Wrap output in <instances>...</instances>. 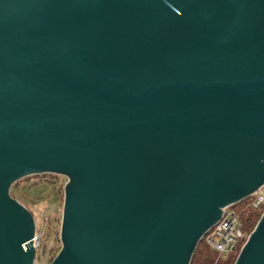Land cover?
Here are the masks:
<instances>
[{"label":"water","instance_id":"1","mask_svg":"<svg viewBox=\"0 0 264 264\" xmlns=\"http://www.w3.org/2000/svg\"><path fill=\"white\" fill-rule=\"evenodd\" d=\"M42 175L51 264H191L264 190V0H0V264H35L10 191ZM235 264H264V211Z\"/></svg>","mask_w":264,"mask_h":264},{"label":"rangeland","instance_id":"2","mask_svg":"<svg viewBox=\"0 0 264 264\" xmlns=\"http://www.w3.org/2000/svg\"><path fill=\"white\" fill-rule=\"evenodd\" d=\"M51 176H31L33 179L27 183L22 179L13 190L14 198L31 212L36 222L35 264H51L62 248L60 234L67 178L54 175L57 179L52 183L47 181Z\"/></svg>","mask_w":264,"mask_h":264},{"label":"built area","instance_id":"3","mask_svg":"<svg viewBox=\"0 0 264 264\" xmlns=\"http://www.w3.org/2000/svg\"><path fill=\"white\" fill-rule=\"evenodd\" d=\"M248 199H251L249 205L256 209L263 207L264 211V190L257 191ZM234 206L223 209L221 219L203 238L204 242L217 254L218 259L228 256L239 247L242 248L250 236ZM36 241L35 235L33 243L37 249Z\"/></svg>","mask_w":264,"mask_h":264},{"label":"trees","instance_id":"4","mask_svg":"<svg viewBox=\"0 0 264 264\" xmlns=\"http://www.w3.org/2000/svg\"><path fill=\"white\" fill-rule=\"evenodd\" d=\"M29 179L33 178L28 177L24 180H26L27 183L30 181ZM56 179L57 176L52 175L47 179V181L53 183ZM19 184V182L15 183L11 188L10 195L13 199H15L13 190H15ZM250 202L251 199H248L234 206V208L240 214L241 221L249 235L254 231L263 214V207L258 209L253 208L251 205H249ZM240 250L241 248L239 247L228 256L218 259L217 254L204 242V240H202L193 255L191 264H235Z\"/></svg>","mask_w":264,"mask_h":264}]
</instances>
